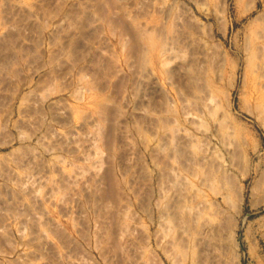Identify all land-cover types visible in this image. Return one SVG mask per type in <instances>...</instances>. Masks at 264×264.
I'll return each mask as SVG.
<instances>
[{
  "label": "rangeland",
  "instance_id": "1",
  "mask_svg": "<svg viewBox=\"0 0 264 264\" xmlns=\"http://www.w3.org/2000/svg\"><path fill=\"white\" fill-rule=\"evenodd\" d=\"M0 264H264V0H0Z\"/></svg>",
  "mask_w": 264,
  "mask_h": 264
}]
</instances>
